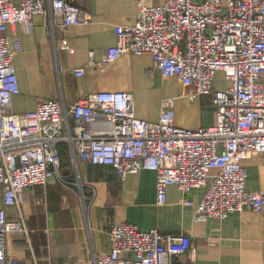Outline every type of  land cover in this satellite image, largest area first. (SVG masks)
Instances as JSON below:
<instances>
[{
	"label": "built area",
	"instance_id": "built-area-1",
	"mask_svg": "<svg viewBox=\"0 0 264 264\" xmlns=\"http://www.w3.org/2000/svg\"><path fill=\"white\" fill-rule=\"evenodd\" d=\"M137 6L134 23L115 26L116 42L106 48L101 68L124 52L148 53L164 77L179 78L189 99L210 96L214 124H175L172 98L156 121L138 118L133 94L124 90L89 92L70 105L43 99L31 110L12 111L19 92L13 58L22 44L7 35V26L32 31L33 17L42 14L51 33L55 24L64 30L85 24L91 14L75 0H0V264L18 263L8 252L10 235L29 236L22 190L52 178L79 185L60 171L63 145L74 165L76 158L108 164L120 179L140 168L155 171L157 204L165 202L167 185L188 194L212 176L196 204V220L223 219L243 206L264 208V189L245 190L242 164L252 154L264 164V0H137ZM60 42L70 51L66 38ZM217 71L229 81L222 89L214 86ZM72 72L81 76L83 67ZM182 202L193 204L187 197ZM110 234L109 251L80 264H171L194 250L185 232L141 229L128 221L112 224Z\"/></svg>",
	"mask_w": 264,
	"mask_h": 264
},
{
	"label": "crops",
	"instance_id": "crops-1",
	"mask_svg": "<svg viewBox=\"0 0 264 264\" xmlns=\"http://www.w3.org/2000/svg\"><path fill=\"white\" fill-rule=\"evenodd\" d=\"M75 1L91 14L85 24L68 30L55 24L49 33L48 16L38 14L32 19V31L19 24L7 26V35L19 38L22 44L13 58L19 92L12 97V111L31 110L43 99L61 98L70 105L89 92L124 90L133 94L138 118L156 121L164 101L172 98L175 124L189 129L214 124L216 108L210 96L189 99L179 78L164 77L153 67L148 53L124 52L101 68L106 48L116 42L115 26L135 22L137 0ZM146 2L158 4L162 0ZM63 38L70 51L60 48ZM78 67H83L81 76L72 72ZM219 77L224 80L220 86L216 84ZM228 83L217 71L214 86L222 89ZM61 161L62 175L76 179L79 185L65 186L52 178L46 185L22 190L21 211L29 236L13 233L7 239L8 252L18 258L17 264H80L108 252L110 226L125 221L141 229L156 227L165 233H187L194 250L173 257L171 264H264V208L257 211L243 206L223 219L194 218L196 204L212 176L203 187L188 194L176 184L167 185L165 202L157 204L153 170L140 168L120 179L108 164L76 158L74 165L65 152ZM242 164L247 173L245 190L264 189L261 156L252 154ZM186 197L193 200L192 205L182 202Z\"/></svg>",
	"mask_w": 264,
	"mask_h": 264
},
{
	"label": "rangeland",
	"instance_id": "rangeland-1",
	"mask_svg": "<svg viewBox=\"0 0 264 264\" xmlns=\"http://www.w3.org/2000/svg\"><path fill=\"white\" fill-rule=\"evenodd\" d=\"M223 81L224 80L219 77V79L216 80V84L220 86L223 84Z\"/></svg>",
	"mask_w": 264,
	"mask_h": 264
},
{
	"label": "trees",
	"instance_id": "trees-1",
	"mask_svg": "<svg viewBox=\"0 0 264 264\" xmlns=\"http://www.w3.org/2000/svg\"><path fill=\"white\" fill-rule=\"evenodd\" d=\"M65 152V146L63 145L61 148V153L63 154Z\"/></svg>",
	"mask_w": 264,
	"mask_h": 264
}]
</instances>
